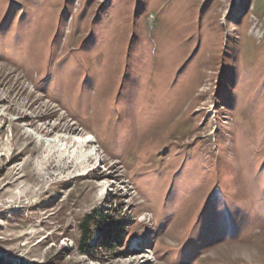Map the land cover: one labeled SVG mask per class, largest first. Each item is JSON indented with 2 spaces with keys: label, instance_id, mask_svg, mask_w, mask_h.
<instances>
[{
  "label": "rangeland",
  "instance_id": "374dc122",
  "mask_svg": "<svg viewBox=\"0 0 264 264\" xmlns=\"http://www.w3.org/2000/svg\"><path fill=\"white\" fill-rule=\"evenodd\" d=\"M0 264H264V0H0Z\"/></svg>",
  "mask_w": 264,
  "mask_h": 264
},
{
  "label": "bare ground",
  "instance_id": "6f19581e",
  "mask_svg": "<svg viewBox=\"0 0 264 264\" xmlns=\"http://www.w3.org/2000/svg\"><path fill=\"white\" fill-rule=\"evenodd\" d=\"M79 139H80V142H78V143H81V145L84 146V147L93 145V142H94V138L90 134H86V135L82 136V138H79ZM82 146H81L80 149L74 150L73 151L74 154L72 153V155L74 156L76 161L77 162H79V161L80 162H88V161L93 160L95 153L94 152L93 153L92 152L89 153L87 151L82 150V148H83ZM61 152L66 153V152H69V150L67 148L66 149H62Z\"/></svg>",
  "mask_w": 264,
  "mask_h": 264
},
{
  "label": "trees",
  "instance_id": "16d2710c",
  "mask_svg": "<svg viewBox=\"0 0 264 264\" xmlns=\"http://www.w3.org/2000/svg\"><path fill=\"white\" fill-rule=\"evenodd\" d=\"M93 219H94V216H91V215H90V216L87 217L86 221H85L84 224H83V228H84L85 230L88 228L90 221L93 220Z\"/></svg>",
  "mask_w": 264,
  "mask_h": 264
}]
</instances>
